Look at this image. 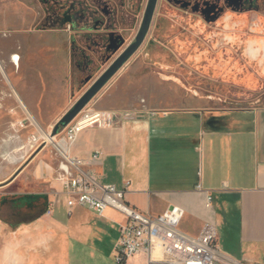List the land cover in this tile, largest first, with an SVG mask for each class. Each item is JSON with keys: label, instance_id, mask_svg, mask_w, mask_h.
Here are the masks:
<instances>
[{"label": "crops", "instance_id": "crops-1", "mask_svg": "<svg viewBox=\"0 0 264 264\" xmlns=\"http://www.w3.org/2000/svg\"><path fill=\"white\" fill-rule=\"evenodd\" d=\"M238 16L230 19V34L214 37L212 52H199L185 65L206 60L205 71L215 79L229 76L233 86L261 91L258 99L230 107L200 93L203 85L188 88L181 82L187 94L179 98L130 110L104 106L132 111L134 118L121 117L111 128L85 129L70 152L90 160L101 151V159L92 164L98 180L118 188L129 182L126 200L143 212L182 207L180 227L190 235L215 222L221 240L218 263L264 264V5ZM243 29L244 36L238 34ZM23 59L21 55L16 71ZM49 74L46 68L44 82L32 85L28 94L8 77L9 130L0 141V264H117L121 215L112 208L103 216L84 205L70 209L58 180L60 160L50 147L28 142L39 131L32 121L52 132L42 124L58 122L67 105L50 104L53 92L63 94L62 88L54 89ZM21 120L25 126L17 124ZM208 193L211 208L205 205ZM127 264H146V256L132 257Z\"/></svg>", "mask_w": 264, "mask_h": 264}, {"label": "rangeland", "instance_id": "rangeland-1", "mask_svg": "<svg viewBox=\"0 0 264 264\" xmlns=\"http://www.w3.org/2000/svg\"><path fill=\"white\" fill-rule=\"evenodd\" d=\"M72 1L92 6V9L100 14L99 18L104 17L100 11L101 6L105 8L107 3L110 5L118 3L117 0H0V61L4 70L13 85L28 94L32 91V85L36 88L44 82L48 68L49 81L54 89L62 88L63 94L60 97V93L54 90L50 104L58 101L67 104L60 117L70 110L133 41L141 25L148 0H139L138 6L135 7L131 5L135 0H123L125 6L120 7L116 24H111L108 31L106 26H102L100 29H92L90 33H86L88 27L85 22L79 20L73 23L63 22L62 18L58 20L59 15L66 12ZM197 1L200 0L190 1L191 3L183 8L180 6L181 0H159L143 44L86 107L102 109L104 106H112L115 109L130 110L153 101L162 103L167 98H179L187 94L181 89V82L188 88L196 84L203 85L204 89L199 90L200 93L220 98L230 107L246 106L258 99L261 91L233 86L229 84V76H223L222 80L215 79L217 76L213 72L205 71L206 60L198 67L193 64L186 66L185 54L183 57H179V54L172 55L170 47H174L175 51L187 50L175 47L178 44L184 45V41L172 46L170 41L173 39L186 40L193 37L188 43L193 46L189 53L212 52L217 46L212 42V37L231 33L226 25L230 18V9L227 5L223 6V13L213 23L207 21L202 11L194 8ZM222 1L224 3V0ZM196 19L202 20L204 24L199 27L194 23ZM218 21L225 24L219 25ZM102 34H107V37L110 35L112 45L108 53L105 50L104 55L99 57L96 52L100 51L101 45L91 44L90 37L97 38L100 43ZM238 34L244 36L247 30L243 29ZM195 38L197 42H193ZM104 39L106 37H103ZM96 46L98 49L94 50ZM224 46L223 50L228 51L229 45ZM240 49L237 48L238 51ZM87 54L93 59V64L88 65ZM13 55L25 56L19 71L11 64ZM25 67L29 69L25 70ZM9 86L10 82L0 67V141L9 130L10 117L7 114L8 106L11 104L7 98ZM48 117L49 115H46L45 118ZM56 123L42 125L53 131ZM18 188L19 183L15 185V190ZM119 220L117 223H124V216L121 215Z\"/></svg>", "mask_w": 264, "mask_h": 264}, {"label": "built area", "instance_id": "built-area-1", "mask_svg": "<svg viewBox=\"0 0 264 264\" xmlns=\"http://www.w3.org/2000/svg\"><path fill=\"white\" fill-rule=\"evenodd\" d=\"M15 56H18V60ZM12 61L18 68L19 55H13ZM11 90V94L17 96L15 90ZM19 104L23 105L20 100ZM11 111L15 113L14 108ZM121 117L133 119L134 112L120 113L85 107L71 123L61 127L56 135L44 132L37 122L32 121L39 131L31 134L28 142L37 148L50 147L60 160L58 180L64 188L70 209L84 205L103 216L112 208L124 216L125 222L119 226V238L115 248L117 264H127L130 258L141 254L146 256V264H215L220 260L218 226L215 222H206L198 235H190L180 227L185 214L182 207L171 206L161 214L143 212L126 200L129 182L124 188L101 183L92 168V164L101 159V151H95L90 160L71 154L70 148L82 131L92 127H114L118 125ZM17 124L25 126L23 120ZM198 188L201 189V186L198 185ZM212 204L213 196L208 193L205 205L211 208ZM48 213H51V209Z\"/></svg>", "mask_w": 264, "mask_h": 264}, {"label": "flooded vegetation", "instance_id": "flooded-vegetation-1", "mask_svg": "<svg viewBox=\"0 0 264 264\" xmlns=\"http://www.w3.org/2000/svg\"><path fill=\"white\" fill-rule=\"evenodd\" d=\"M117 1H118L117 4L115 3V4L110 5L109 3H107V6H105V8L103 6H101L100 11L104 16L103 18H99L100 14H98L96 10H93L92 6H87L86 3H85V5H82L81 3H78V2L75 3L72 1L69 4V8L66 10V12L59 15L60 18H58V20L60 21L62 18L63 22L69 21V22L73 23L74 21H77V20H79L81 22H85V25L88 27L86 33H90V31H92V29H94V28L100 29L102 26H106V28H107L106 31H108V28H110L111 24H116L117 17H118L117 13L120 10V7L123 8L125 6V2L123 0H117ZM173 1H175V0H173ZM190 1H193V0H181L180 6L184 8V7H186L185 5H188L189 3H191ZM148 2H149V0L147 1L146 7L144 10V14H145ZM197 2L198 3H196L194 8L199 10V11H202V14L205 16L207 21H211L213 23H215L218 20V18L221 16V14L223 13V10H224L223 6L227 5L230 9V18L227 21V24H226L227 26L232 24L230 19L235 18V14L239 15L237 17L238 19L239 18L242 19L240 16H243L245 11L247 9H249L250 7L254 6L255 8H260L262 5H264V0H224V3L222 0H200ZM138 3H139V0H135V2L132 3L131 5L133 7H135V6H138ZM158 3H159V0L157 1L156 9H157ZM103 5H104V3H103ZM127 5L130 6V3L127 2ZM61 9L62 8H60V10ZM156 9H155V13H156ZM155 13H154V15H155ZM144 14H143V18H144ZM143 18H142V21H143ZM153 18H154V16H153ZM142 21H141V24H142ZM207 21H205V22H207ZM197 22H199V23L197 24ZM194 23L196 25H198L199 27H201L204 24V22L202 20H198V19H196V21H194ZM223 23H224L223 21L217 22V24H219V25H221V24L223 25ZM140 27H141V25H140ZM140 27H139L133 41L123 50V52L136 41ZM106 33H108V32H106ZM103 37L104 38L106 37V39L103 40ZM100 38H101V40L99 43L97 38H93V36L90 37V43L91 44L97 43V45H101V47L99 48L100 51L96 52V54L99 55V57L104 55L105 50L108 53L109 48L112 45V42L110 41V38H111L110 35H109V37H107V34L106 35L102 34ZM192 38L193 37H190V38H187L186 40H182L183 38H180V39L177 38V39H173L172 41H170V42H172V46H174L176 43H180V42L184 41L185 42L184 45L180 46L178 44V46L176 45L175 47H181L182 49L183 48L187 49L186 51L182 50L183 51L182 52V51H178V50L175 51V50H173L174 47H170L172 55L178 56V54H179V57H183V55L185 54V56L187 57L185 63L190 62L191 61L190 57L196 56L200 52V51H195V52L189 53V49H191L193 46L189 45L188 43L190 41H192L191 40ZM213 40H214V37H212V42H213ZM193 42H197L196 38ZM88 47L91 48L90 45H88ZM94 48H95L94 50L98 49L97 46ZM86 57H87L86 60L88 59L87 60L88 65L93 64V59L88 54L86 55ZM186 57H184V58H186ZM192 64L196 65L194 63H192ZM196 66L198 67L199 65H196Z\"/></svg>", "mask_w": 264, "mask_h": 264}, {"label": "water", "instance_id": "water-1", "mask_svg": "<svg viewBox=\"0 0 264 264\" xmlns=\"http://www.w3.org/2000/svg\"><path fill=\"white\" fill-rule=\"evenodd\" d=\"M157 1L158 0H149L136 41L111 64V66L91 86V88L70 108V110H68V112H66L59 119L53 128V135H56L61 127L67 126L75 119V117L88 105V103L99 93V91L142 45L150 30Z\"/></svg>", "mask_w": 264, "mask_h": 264}, {"label": "bare ground", "instance_id": "bare-ground-1", "mask_svg": "<svg viewBox=\"0 0 264 264\" xmlns=\"http://www.w3.org/2000/svg\"><path fill=\"white\" fill-rule=\"evenodd\" d=\"M16 57V60H18V56H15ZM0 67L2 68V70L4 71V74H5V77H6V79L9 81V79H8V77H9V75H8V73L4 70V68H3V65H2V63H1V61H0ZM10 82V81H9Z\"/></svg>", "mask_w": 264, "mask_h": 264}]
</instances>
